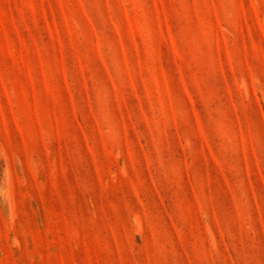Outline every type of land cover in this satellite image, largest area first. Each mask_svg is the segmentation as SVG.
Masks as SVG:
<instances>
[{
    "label": "rangeland",
    "instance_id": "obj_1",
    "mask_svg": "<svg viewBox=\"0 0 264 264\" xmlns=\"http://www.w3.org/2000/svg\"><path fill=\"white\" fill-rule=\"evenodd\" d=\"M0 264H264V0H0Z\"/></svg>",
    "mask_w": 264,
    "mask_h": 264
}]
</instances>
